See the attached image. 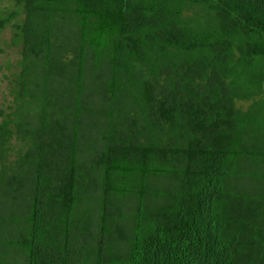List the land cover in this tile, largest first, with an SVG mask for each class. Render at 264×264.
<instances>
[{"label": "trees", "instance_id": "obj_1", "mask_svg": "<svg viewBox=\"0 0 264 264\" xmlns=\"http://www.w3.org/2000/svg\"><path fill=\"white\" fill-rule=\"evenodd\" d=\"M9 25L0 264H264V0H15L1 52Z\"/></svg>", "mask_w": 264, "mask_h": 264}, {"label": "rangeland", "instance_id": "obj_2", "mask_svg": "<svg viewBox=\"0 0 264 264\" xmlns=\"http://www.w3.org/2000/svg\"><path fill=\"white\" fill-rule=\"evenodd\" d=\"M15 0H0V12H4L8 7H13ZM13 26L9 25L3 32V40L5 42V51H0V110L7 108L13 100L11 95L12 81L16 73L19 72L20 66L18 61L21 58V46L13 44ZM1 119V114H0ZM90 121L85 126V130H89ZM14 143L20 144L18 139H14Z\"/></svg>", "mask_w": 264, "mask_h": 264}]
</instances>
